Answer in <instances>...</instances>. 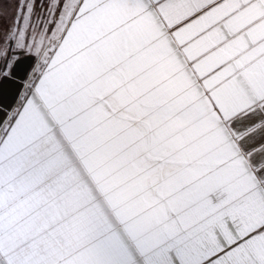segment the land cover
Instances as JSON below:
<instances>
[{"label":"snow or ice","instance_id":"snow-or-ice-1","mask_svg":"<svg viewBox=\"0 0 264 264\" xmlns=\"http://www.w3.org/2000/svg\"><path fill=\"white\" fill-rule=\"evenodd\" d=\"M0 264H264V0H0Z\"/></svg>","mask_w":264,"mask_h":264}]
</instances>
